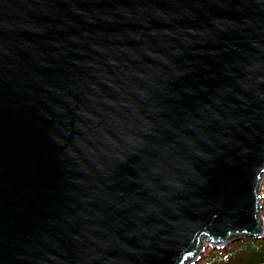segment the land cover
<instances>
[{
	"label": "water",
	"instance_id": "95a60500",
	"mask_svg": "<svg viewBox=\"0 0 264 264\" xmlns=\"http://www.w3.org/2000/svg\"><path fill=\"white\" fill-rule=\"evenodd\" d=\"M263 175L264 0H0V264H193Z\"/></svg>",
	"mask_w": 264,
	"mask_h": 264
},
{
	"label": "trees",
	"instance_id": "16d2710c",
	"mask_svg": "<svg viewBox=\"0 0 264 264\" xmlns=\"http://www.w3.org/2000/svg\"><path fill=\"white\" fill-rule=\"evenodd\" d=\"M259 195L264 220V180ZM195 264H264V233L257 240L243 237L224 246H208Z\"/></svg>",
	"mask_w": 264,
	"mask_h": 264
},
{
	"label": "rangeland",
	"instance_id": "374dc122",
	"mask_svg": "<svg viewBox=\"0 0 264 264\" xmlns=\"http://www.w3.org/2000/svg\"><path fill=\"white\" fill-rule=\"evenodd\" d=\"M262 180H264V175L262 176ZM203 249H204V248H203ZM205 249H207V248H205ZM202 253H203V252H202ZM202 253H201V254H202ZM195 263H196V261H195L193 264H195Z\"/></svg>",
	"mask_w": 264,
	"mask_h": 264
}]
</instances>
